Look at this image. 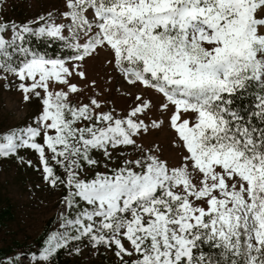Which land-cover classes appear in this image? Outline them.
Wrapping results in <instances>:
<instances>
[{"label":"snow or ice","instance_id":"obj_1","mask_svg":"<svg viewBox=\"0 0 264 264\" xmlns=\"http://www.w3.org/2000/svg\"><path fill=\"white\" fill-rule=\"evenodd\" d=\"M64 8L63 23L52 13L42 24L0 19V72L18 79L26 101L42 102L34 127L2 137L0 156L34 150L44 179L68 188L67 208L82 209L33 259L87 237L119 264H264V0H64ZM27 37L73 54L50 58L25 46ZM100 51L130 86L162 100L128 93L135 106L122 118L97 111L96 97L72 105L69 94L82 91L72 78H86L76 62ZM249 90L255 104L245 115L234 98ZM153 109L167 114L174 160L137 144L149 131L140 117ZM127 146L139 158L83 175L99 163L93 150L111 160L110 149Z\"/></svg>","mask_w":264,"mask_h":264},{"label":"rangeland","instance_id":"obj_2","mask_svg":"<svg viewBox=\"0 0 264 264\" xmlns=\"http://www.w3.org/2000/svg\"><path fill=\"white\" fill-rule=\"evenodd\" d=\"M64 11V0H3L0 19L22 25L30 21H39L40 16L52 13L58 22L63 23L66 21L60 19V14ZM39 23L42 24L43 21ZM6 39H11V35H7ZM27 39L29 43L25 46L36 51L38 46L42 45L48 49L57 48L67 57L73 54V50L62 47L59 41L36 37H27ZM109 59L110 55L107 52L100 51L98 55L86 58L83 62H76L80 63L79 70L85 73L86 78L81 79L78 75L72 78V82L82 89L79 93L69 94L72 105L86 104L89 103L90 98L96 97L102 105L97 111L112 112L116 118H122L135 106L133 97L128 93H142L146 98L151 97L154 104L162 100V97L154 92L149 93L144 89L138 90L130 86L119 69L108 63ZM0 76L8 77L6 80L0 79V142H4L3 136L35 126L42 111V102L36 97L26 101L24 94L18 89L19 81L15 76L6 72H0ZM64 90L67 91V88ZM140 118L149 124V131L135 137L137 144L145 149H155L159 146L162 158L174 160L176 152L170 146L174 132L167 126V114L153 109L146 118L143 115ZM157 118L163 120L164 124L158 129L152 128L151 121ZM110 151H112L111 160L107 159L102 151L93 150L92 158L99 163L93 168L85 169L83 175L92 179L96 172L110 174L111 169L123 166L126 159L140 156L139 151L134 150L132 146L110 149ZM21 157L23 160L20 159ZM28 161H31V165ZM105 164L108 165L107 169L104 167ZM54 167L58 175L65 176L63 168L58 165ZM68 191L65 185L58 184L54 188L44 179L38 153L34 150L20 148L7 157L0 156V251L30 247L57 218L61 220L54 223V232L64 231L60 227L63 218L74 219L82 210L78 207L67 208L64 198L68 195ZM80 203L84 205L83 201ZM3 212L6 214L1 215ZM57 250L63 252L66 264H119L112 250L103 245L94 246L87 237L79 241H71L67 247ZM54 254L49 261H40L34 260L33 257L28 258L25 254H21V250H16L2 264H58L53 258ZM59 263L61 264V261Z\"/></svg>","mask_w":264,"mask_h":264},{"label":"trees","instance_id":"obj_3","mask_svg":"<svg viewBox=\"0 0 264 264\" xmlns=\"http://www.w3.org/2000/svg\"><path fill=\"white\" fill-rule=\"evenodd\" d=\"M51 49H48V47H44L42 45L38 46L37 51L46 54L48 57L51 58H62L67 59L68 57L66 54L58 50L57 48L52 49V47H49ZM239 95V94H238ZM255 104V98L251 90H249L248 94L241 96L239 99L234 98V107L238 110H240L243 114H247V111H251L253 109V106ZM6 212H3L1 215H5ZM61 220V218H59ZM58 218L51 223L43 235L36 240V242L31 245L30 247H19L14 249H5L0 251V264H2L3 261L7 260L12 256L16 250H21V254H25L28 258L30 257H39L43 251V249L46 247V243L48 240V237L54 232L53 226L55 222H59ZM54 260L58 264L61 261V264H66L64 261V254L61 250H57L54 254Z\"/></svg>","mask_w":264,"mask_h":264}]
</instances>
